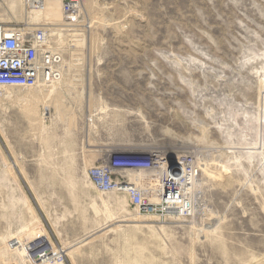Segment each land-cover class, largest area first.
I'll use <instances>...</instances> for the list:
<instances>
[{
  "label": "rangeland",
  "instance_id": "374dc122",
  "mask_svg": "<svg viewBox=\"0 0 264 264\" xmlns=\"http://www.w3.org/2000/svg\"><path fill=\"white\" fill-rule=\"evenodd\" d=\"M60 9L0 0L6 27L64 31L61 83L34 106L0 89V264H264V0ZM116 152L191 155V216L97 192L87 169Z\"/></svg>",
  "mask_w": 264,
  "mask_h": 264
},
{
  "label": "built area",
  "instance_id": "2783aa9c",
  "mask_svg": "<svg viewBox=\"0 0 264 264\" xmlns=\"http://www.w3.org/2000/svg\"><path fill=\"white\" fill-rule=\"evenodd\" d=\"M35 0H23L30 6ZM58 2L66 21L74 20L81 0H40ZM36 12V11H34ZM64 31L32 27L28 23L6 27L0 24V89L32 90L38 86L59 84L64 76V54L55 39ZM59 38V39H61ZM129 153L116 152L105 156L87 169V178L99 193H115L127 199L129 207L139 214L189 217L193 212V187L198 165L191 155L151 154L147 161L128 160ZM132 154V153H130ZM45 260H57V255Z\"/></svg>",
  "mask_w": 264,
  "mask_h": 264
},
{
  "label": "bare ground",
  "instance_id": "6f19581e",
  "mask_svg": "<svg viewBox=\"0 0 264 264\" xmlns=\"http://www.w3.org/2000/svg\"><path fill=\"white\" fill-rule=\"evenodd\" d=\"M51 3H58V2H51ZM32 5L34 6V7H36V8H38V7H41V2H40V0H35L33 3H32ZM43 5V4H42ZM54 12H56V10H53ZM60 11H61V13H63L62 12V9H60ZM49 30L51 31V29L49 28ZM57 39V38H56ZM53 85H55V84H53ZM52 86V85H51ZM50 87V86H49ZM46 88H48V87H42V86H38L37 88H35V89H32V90H30V92H27V95H28V99L30 100V99H35V98H37L38 96L36 95V94H38V93H43L45 90H47ZM30 93H31V95H30ZM9 94V92L7 93V95ZM34 96H35V98H34ZM16 100H19V101H24V99H20V98H15ZM28 100V101H29ZM32 101H34V100H32ZM39 101L38 100H36L35 99V101L33 102V106H34V104L35 103H38ZM29 107H31V106H29ZM32 109V107L29 109L28 108V110H27V108H26V113L28 114V113H32L33 112V110H31ZM35 110V109H34ZM29 115V114H28ZM34 115V114H33ZM144 219V218H143ZM150 219V218H149ZM157 219V218H156ZM194 230H196V228L195 229H193V231Z\"/></svg>",
  "mask_w": 264,
  "mask_h": 264
},
{
  "label": "water",
  "instance_id": "95a60500",
  "mask_svg": "<svg viewBox=\"0 0 264 264\" xmlns=\"http://www.w3.org/2000/svg\"><path fill=\"white\" fill-rule=\"evenodd\" d=\"M169 164L172 165V166L175 165V161H174V158H173L172 154H170Z\"/></svg>",
  "mask_w": 264,
  "mask_h": 264
}]
</instances>
